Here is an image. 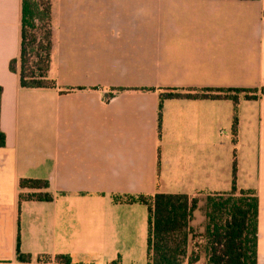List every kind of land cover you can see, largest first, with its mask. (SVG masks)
I'll list each match as a JSON object with an SVG mask.
<instances>
[{"label":"crops","instance_id":"0c3cea01","mask_svg":"<svg viewBox=\"0 0 264 264\" xmlns=\"http://www.w3.org/2000/svg\"><path fill=\"white\" fill-rule=\"evenodd\" d=\"M263 11L264 0H54L55 86L22 88L9 68L21 0H0V264H18L17 239L29 264H146V206L112 196L227 192L234 150L237 188L257 194L264 264V95L165 99L158 128L163 90L264 86ZM22 178L46 180L51 200L19 203L39 191Z\"/></svg>","mask_w":264,"mask_h":264},{"label":"trees","instance_id":"16d2710c","mask_svg":"<svg viewBox=\"0 0 264 264\" xmlns=\"http://www.w3.org/2000/svg\"><path fill=\"white\" fill-rule=\"evenodd\" d=\"M54 0H21L20 44L17 59L11 60L9 68L19 64L18 78L22 88H53L55 82L48 77L53 49L51 6ZM264 13V11H263ZM1 93V88H0ZM242 93L246 100H256L264 95L260 88H170L159 93L158 128L161 126L162 102L165 99H229L234 104ZM232 141L236 142L237 115L234 110L231 123ZM5 144V135L0 130V147ZM231 163V186L229 191L205 195L202 206L206 264H258L257 263V217L258 198L254 189H239L236 186L235 150ZM20 189L39 190L34 193H19L18 201L51 200L48 182L42 179L22 178ZM114 202L139 203L147 209L146 264H189L198 261L199 255L188 244L196 235L190 225L197 208V197L186 194L155 193L153 195H114ZM18 264H29L32 256L23 253L16 245ZM38 264H71L68 254L38 255ZM108 264H121L119 257Z\"/></svg>","mask_w":264,"mask_h":264},{"label":"rangeland","instance_id":"374dc122","mask_svg":"<svg viewBox=\"0 0 264 264\" xmlns=\"http://www.w3.org/2000/svg\"><path fill=\"white\" fill-rule=\"evenodd\" d=\"M198 202H197V208L193 212V218H192V226L194 228V234L196 235L193 240L195 239H201L202 242L198 243L197 250L195 251L198 253L199 258L198 261L194 264H206V252L204 248V239L199 234L203 231V223H204V216L202 212V206L204 204L205 195H199L197 196Z\"/></svg>","mask_w":264,"mask_h":264},{"label":"built area","instance_id":"2783aa9c","mask_svg":"<svg viewBox=\"0 0 264 264\" xmlns=\"http://www.w3.org/2000/svg\"><path fill=\"white\" fill-rule=\"evenodd\" d=\"M202 239V238H201ZM200 238L199 239H195L193 241V250L196 251L197 250V247H198V243L202 242Z\"/></svg>","mask_w":264,"mask_h":264}]
</instances>
